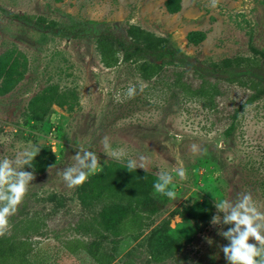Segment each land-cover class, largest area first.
Listing matches in <instances>:
<instances>
[{
    "label": "rangeland",
    "instance_id": "374dc122",
    "mask_svg": "<svg viewBox=\"0 0 264 264\" xmlns=\"http://www.w3.org/2000/svg\"><path fill=\"white\" fill-rule=\"evenodd\" d=\"M166 1L0 0V55L15 54L23 71L13 88L0 94V160L32 147L49 148L54 156V166L42 172L25 166L35 179L2 236L27 239L33 264H95L84 251L67 249L75 239L91 240L83 228H97L103 200H85L84 188L96 173L141 156L147 168L137 169L156 181L162 172L173 175L176 198L153 187L158 210L144 217L136 239H119L111 264H229L222 246L230 241L218 232L234 225L223 223L214 200L235 201L250 193L264 211V100L238 112L235 130L224 135L227 122L215 120L222 114L178 100V93L160 84L151 87L129 63L104 68L94 46L100 35L128 43L124 28L135 25L166 38L191 62L238 56L264 61V0H218L216 7L212 0H179L174 13L166 10ZM50 88L63 104L51 105L46 114L32 112L30 100ZM237 90L224 89L218 106L240 104ZM193 144L206 151L193 153ZM82 150L94 152L100 166L82 185L68 188L59 173ZM114 150L125 156L112 158ZM178 165L186 169L184 180L176 174ZM203 199L210 209L200 219L189 208ZM217 215L220 223L211 224ZM109 246L103 243L105 251Z\"/></svg>",
    "mask_w": 264,
    "mask_h": 264
},
{
    "label": "trees",
    "instance_id": "16d2710c",
    "mask_svg": "<svg viewBox=\"0 0 264 264\" xmlns=\"http://www.w3.org/2000/svg\"><path fill=\"white\" fill-rule=\"evenodd\" d=\"M178 2L167 0L166 10L169 13L176 12ZM19 19L30 22L26 16H20ZM124 33L128 43L102 35L96 38L94 46L101 66L109 69L120 62L129 63L138 77L150 82L151 87L160 84L172 95L178 93V100L196 102L214 116L222 114L221 118L215 120L227 122L224 135L235 130L238 112L264 100V61L256 56L224 58L211 63L191 62L173 49L164 37L155 36L135 25H127ZM22 77L23 71L16 55L11 52L1 54L0 94L9 92ZM231 85L238 88L236 92L240 104L233 106L234 102L231 101L219 107L220 99L226 96L224 89ZM57 97L60 98V95L57 96L54 88H50L32 98L28 107L32 112L46 114L51 105L63 104ZM224 107L227 110L225 116ZM53 160L49 148H41L31 168L35 172H42ZM155 182L152 174L140 169L130 172L127 166L107 168L93 175L82 197L90 201L103 200L97 228H83L82 233L90 236L91 240L83 242L75 239L68 243L67 249L70 252L84 251L95 264H111L119 239H136L143 227L144 217L158 210V204L150 196ZM209 209V201L203 199L194 202L189 213L203 219ZM106 241L110 245L108 251L103 248ZM30 251L31 243L27 239L12 240L0 236V264H33L28 259Z\"/></svg>",
    "mask_w": 264,
    "mask_h": 264
},
{
    "label": "clouds",
    "instance_id": "9594fccd",
    "mask_svg": "<svg viewBox=\"0 0 264 264\" xmlns=\"http://www.w3.org/2000/svg\"><path fill=\"white\" fill-rule=\"evenodd\" d=\"M217 2L218 0H212V7H216ZM135 94L134 87L128 89L130 97ZM103 143L106 149L110 147L108 137H104ZM39 151V147H32L25 149L14 159L5 157L0 160V236H4L10 231L9 218L17 213L30 182L35 179L34 173L25 171L24 168L32 166V161ZM191 151L202 153L206 150L193 144ZM124 156L123 150L112 151V158L122 159ZM53 166H49V168ZM98 166H100V162L97 155L90 150H82L74 155V163L65 167L59 174L62 175L68 188H75L86 182L88 177L95 173ZM127 168L130 172L137 168L146 170V158L141 156L138 159H128ZM176 174L181 180L187 178L186 169L179 165L176 167ZM153 187L159 194L170 199L176 198L173 175L168 172L160 173ZM214 201L216 209L224 213L223 223L234 225L228 231L218 232V235L230 241L228 246H222L225 259L229 264H264V211L257 208L252 195L241 193L235 201L226 199ZM220 220V216H213L210 223L219 224ZM250 240H254L255 243H250ZM207 242L212 243L210 239Z\"/></svg>",
    "mask_w": 264,
    "mask_h": 264
}]
</instances>
